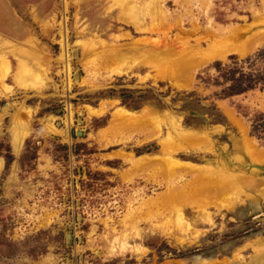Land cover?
Instances as JSON below:
<instances>
[{"label":"rangeland","instance_id":"374dc122","mask_svg":"<svg viewBox=\"0 0 264 264\" xmlns=\"http://www.w3.org/2000/svg\"><path fill=\"white\" fill-rule=\"evenodd\" d=\"M263 15L264 0H0V51L9 65H0V264L258 260L264 192L257 183L243 184L230 207L231 193L205 187L184 169L170 180L156 158H136L161 154L158 139L179 118L211 142L176 157L264 179V161L244 153L237 159L233 145L245 134L264 146V83L231 93L225 74L237 67L263 77L264 39L198 63L182 87L162 64L144 62L153 50H203L206 42L197 40L206 29L220 35L247 27L248 37L264 28ZM134 38L150 43L123 61H101V42L127 46ZM114 65L122 71H111ZM118 105L152 107L161 121L121 124L113 117ZM14 131L25 132L19 147Z\"/></svg>","mask_w":264,"mask_h":264},{"label":"bare ground","instance_id":"6f19581e","mask_svg":"<svg viewBox=\"0 0 264 264\" xmlns=\"http://www.w3.org/2000/svg\"><path fill=\"white\" fill-rule=\"evenodd\" d=\"M158 11L159 12L161 11L160 7H159ZM260 17L258 19L260 21H264V15H263V17H261V18ZM244 30L246 31L247 27L246 28H240V27L234 28L233 30H230L228 32H226V31L222 32L219 35L214 30L206 29L207 35L205 37L200 36L201 38H199L197 40L198 43H201V39H204V41L206 42V44H207L206 48H203V50L195 51L197 49H194V50L190 51L189 49L186 48V51L179 52V53H174L173 50L170 49L171 47L169 49L172 51H166L164 49L153 50L152 52L147 53L148 56L146 58H144V62L147 63L148 65H151V66L162 64L163 65V69H162L163 74H166L170 78H172V80H173L172 83L175 86L182 87L183 85H185V83L183 84V82H185V81L181 82L180 79L182 77H185L186 74L188 73L189 69H192L198 63H201V62L206 61L208 59L210 60L211 58H214V57H223L231 49H237V50L243 52V51H245V49H247V47L250 45V43H256L257 44L258 42H260L261 40L264 39V28L255 30V32H253V33L250 32L251 35L249 33L248 37L245 36ZM191 31H193V30L191 29ZM140 41H143L144 44L143 45L140 44ZM66 42L67 41L63 37V39H62V45L63 46L62 47L64 48L63 49L64 51H63V53L62 52L61 53H62V55H64V60H65V55H66V53H65V49H66V45H67ZM184 42H186V41H184ZM82 43L80 40V44H82ZM132 43L133 44H131V42H130L131 45H127V46H125V45L115 46V45H108L107 43H105L103 41V42H101V44H102L101 50L97 51V52L99 53L100 59L103 63L109 62L111 64H114L116 61H120V59H121V61H123L124 58H126V55H128L127 53L131 50L135 49V51H136V49H137V51H140V50H142L143 46H144L143 49H145V46L148 45V43H150V41L148 42V40L147 41L146 40H140V38H137V39L133 40ZM161 44H162V42H161ZM198 45L199 44H197V46ZM167 46L169 47V45H167ZM188 46H189V44H188ZM194 46H196V45H194ZM86 47H88V45H86ZM168 47H166V48H168ZM191 48H194V47L192 46ZM200 49H202V48H200ZM17 50H18V48H17ZM94 51H95V49H94ZM144 51L145 50H143V52ZM10 52H11V50H10ZM12 52L17 57H19V64H20L18 66L19 71H21V70L27 71L29 69V66H28L29 64H27L23 58H20V56L17 54L18 51L17 52L12 51ZM132 52H131V55H132ZM5 54L6 53L0 51V65H2L3 68H8L9 65H8V61L6 59ZM135 55H133V57ZM142 55H143V53H142ZM67 57L65 60V66H66V69L68 70ZM136 57H137V55H136ZM135 60H136V58H135ZM129 61H130V59H129ZM36 63L38 64V66L40 68H42L44 66L43 61L40 59L37 60ZM30 67H32V66H30ZM124 67H125V64H124ZM30 69H31V72L34 73L33 74L34 76L38 74V71H36L35 69H32V68H30ZM110 69H111V71H114L117 73H120V71H122L121 68H119V69L115 68V65H114V68H110ZM39 74H40V72H39ZM90 111H92L94 113H98L97 112L98 110L90 109ZM140 115H143V117L141 118ZM113 117H114V119H116L121 124H132V123L135 124V122L143 121V119L148 120L150 122V125H151V123H155V121L157 122L156 124H158V122H159L158 120L161 121V119H160L161 117L159 118L156 110H154L152 107L144 108L141 112H137V111H133L132 109L118 105L113 110ZM146 120H145V122H146ZM20 123H21V121H20ZM20 123L18 124L19 127H20ZM143 124L144 123H142V125ZM24 125L25 124H23V129H24ZM167 125H168V130L165 131L164 134L162 132L163 135L160 136L158 139L160 146H161L162 153L159 155L146 154L145 156H142L141 158L137 157L136 158V159H138L137 162L142 161V163H146V162L149 163V161L151 162L152 159L154 161V159L156 158L158 160V162L161 164V166L164 168L165 174H167L169 177L175 176L179 170L184 169L187 173H190L195 179H198L200 182L204 183L205 187L207 186L210 189H213L214 191L225 190L228 193H231V195H233V196H230L226 200V202H227L226 204L229 203L228 205L230 207L232 205H234L235 201H237L239 199L238 193L242 192L243 184L255 185L257 183L262 188V191L264 192V179H262V178H256V177L251 176L250 174L246 175V174H237L236 173L234 175V174H231V172L229 173V171L226 172L225 171L226 168L223 169V168H220L219 166L215 167L216 166L215 164H214L215 166H213L211 164H207V163L206 164H196L194 162L182 160V159L176 157L174 154L179 149H185V150L187 149V151L189 148L199 149L201 147H204V145H206V144L209 145L211 141H209L210 140L209 134H207V132H205L204 130H200L201 129L200 127H198V129L197 128L193 129V128H190L188 126L182 125L180 123L179 118H176L175 120L171 119V121L167 122ZM16 126H15V129L18 131H21L20 129H17ZM153 126H155V125H153ZM153 126H151V127H153ZM25 127H26V125H25ZM151 127H150V129H151ZM21 128H22V125H21ZM15 131H14V133H15L14 134L15 146L19 147L25 132L24 133L21 132V134H19L18 132H15ZM159 131H161V130L159 129ZM233 145H234V148L236 149L235 157L237 159H240V154L244 153V154L250 155L255 160L264 161V146L258 145L254 138L244 134L240 139H234ZM201 149H203V148H201ZM210 149H212V148L208 147L207 150H210ZM132 161L133 160H131V162ZM170 180H171V177H170ZM199 181H197L198 185H199ZM193 182H195V181H192V183ZM192 183H189V184H192ZM195 185H196V183H195ZM223 202H225V201H223ZM182 213L183 212H182L181 208H177V215L181 219H182ZM254 243L255 244L253 246L255 247V249L257 251V254H258L257 256H260V257L258 258V260H256V258H252L250 260V262H247L246 264H264V237H259V238L255 239Z\"/></svg>","mask_w":264,"mask_h":264},{"label":"trees","instance_id":"16d2710c","mask_svg":"<svg viewBox=\"0 0 264 264\" xmlns=\"http://www.w3.org/2000/svg\"><path fill=\"white\" fill-rule=\"evenodd\" d=\"M218 66L221 67V64H219ZM226 72V77L231 82L228 86V89L231 93L241 92L243 90L249 89L261 80V82L264 83V76L262 77L257 74L247 73L242 71L241 69H238L237 67H229V69H226Z\"/></svg>","mask_w":264,"mask_h":264}]
</instances>
